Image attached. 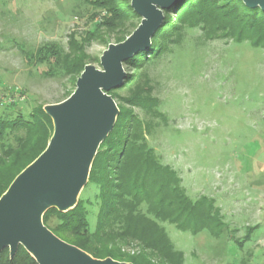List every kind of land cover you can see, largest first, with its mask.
I'll return each instance as SVG.
<instances>
[{
  "label": "rangeland",
  "instance_id": "rangeland-1",
  "mask_svg": "<svg viewBox=\"0 0 264 264\" xmlns=\"http://www.w3.org/2000/svg\"><path fill=\"white\" fill-rule=\"evenodd\" d=\"M93 1L0 0L1 116L45 112L75 92V78L61 67L71 38L82 42L106 16ZM167 12L160 40L170 43V51L150 59L155 61L145 68L123 65L126 78L114 93L123 117L121 133L127 136L130 126H142L138 130L163 163L178 172L190 199L208 198L219 209L218 236L209 229L193 234L161 224L183 253L184 264H264V48L236 43L220 32L208 37L201 25L179 32L180 27H173L175 14ZM141 23L139 16L128 20L124 30L101 29L83 44L90 57L87 65L101 69L104 52L122 36L117 33L127 39ZM54 51L60 53L58 58H51ZM139 100L145 109L135 105ZM49 135L42 130L35 139L48 146ZM22 136L14 134L9 142L17 147ZM2 152L0 142V159ZM31 154L14 153L7 168L11 177L25 167ZM90 185L88 181L78 203L83 201L94 214L95 188ZM118 249L130 255L141 251L135 242Z\"/></svg>",
  "mask_w": 264,
  "mask_h": 264
},
{
  "label": "trees",
  "instance_id": "trees-1",
  "mask_svg": "<svg viewBox=\"0 0 264 264\" xmlns=\"http://www.w3.org/2000/svg\"><path fill=\"white\" fill-rule=\"evenodd\" d=\"M93 5L97 11L106 12V16L98 20L95 31L88 32L82 42L71 38L70 53L63 57L61 69L68 77H74L75 83L90 60L84 53L85 43L95 39L103 28L117 32L127 27L128 20L139 19L130 0H94ZM171 13L177 19L173 27H180L179 32L186 27L201 25L208 37L220 32L225 39L236 43L250 42L254 47L264 48V11L249 8L242 0H181L171 9ZM167 21L166 17L164 26ZM164 26L153 37L150 49L145 53L140 52L126 64L134 65L136 69L145 68L170 51V43L163 45V40H160ZM117 35H122L116 37L117 44L126 40V34ZM166 40L170 41L168 38ZM100 41L107 43L104 39ZM21 50L23 53L24 50ZM59 55V52L54 51L51 58H58ZM153 58L155 60H150ZM133 78L128 77L132 84ZM114 93L115 90L109 92L113 98ZM135 105L145 109L144 102L140 100ZM122 118L121 115L118 117L113 131L101 145L90 173L89 184L95 188L91 199L92 206L96 207L95 213L89 212L85 203L80 201L66 213L57 209L49 210L44 216V224L60 239L95 259L110 257L132 264H184L183 253L172 245L161 224H172L180 231L193 234L209 229L218 236L222 226L219 209L208 198L192 201L181 185L182 179L178 172L163 163L161 156L149 146L142 130H138L142 126H130L127 136L121 133ZM42 130H47L52 138L53 121L43 110L27 115L19 112L10 119L0 114V142L3 150L0 159V198L16 177L46 150L44 141L35 139L36 133ZM138 131L141 133L138 134ZM20 132L24 136L17 140L18 145L14 147L9 142L10 138ZM30 150L33 156L29 162L11 177L7 170L9 160L18 152L29 156ZM91 218L95 220V225ZM134 242L141 248L138 253L130 255L118 249L119 246ZM0 264L38 263L20 246L13 258L9 249L3 250Z\"/></svg>",
  "mask_w": 264,
  "mask_h": 264
},
{
  "label": "water",
  "instance_id": "water-1",
  "mask_svg": "<svg viewBox=\"0 0 264 264\" xmlns=\"http://www.w3.org/2000/svg\"><path fill=\"white\" fill-rule=\"evenodd\" d=\"M180 1L131 0L133 11L142 18L138 29L124 42L109 46L101 57V69L87 65L66 101L45 108L53 121L52 138L0 198V253L9 249L13 258L22 246L38 264H132L95 259L56 236L44 224V215L50 209L66 213L77 206L99 149L120 113L109 92L124 83V63L149 50L164 22V11ZM242 1L264 11V0Z\"/></svg>",
  "mask_w": 264,
  "mask_h": 264
}]
</instances>
